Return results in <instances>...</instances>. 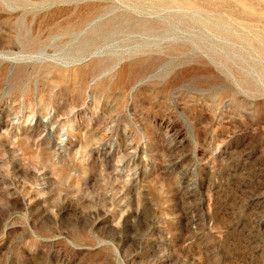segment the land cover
<instances>
[{
  "label": "rangeland",
  "instance_id": "1",
  "mask_svg": "<svg viewBox=\"0 0 264 264\" xmlns=\"http://www.w3.org/2000/svg\"><path fill=\"white\" fill-rule=\"evenodd\" d=\"M0 264H264V0H0Z\"/></svg>",
  "mask_w": 264,
  "mask_h": 264
}]
</instances>
